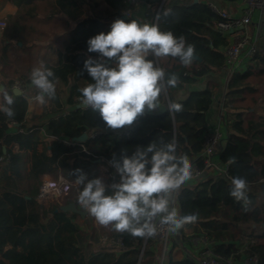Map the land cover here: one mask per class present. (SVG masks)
Wrapping results in <instances>:
<instances>
[{
    "label": "trees",
    "instance_id": "trees-1",
    "mask_svg": "<svg viewBox=\"0 0 264 264\" xmlns=\"http://www.w3.org/2000/svg\"><path fill=\"white\" fill-rule=\"evenodd\" d=\"M201 1L172 7L164 3L161 7L163 0H145L149 11L145 20L139 22L132 15H125L129 9L126 0H12L18 10L9 16L0 37V86L13 93L15 80L5 74V68H9L25 76L20 79L25 91L21 96L14 94L13 117L0 112V264L158 262L162 251L158 240L132 237L94 225L90 215L88 223L82 224L78 214L57 204L44 208L38 194L46 176L56 179L60 175L75 183L65 204L72 203L78 210H84L77 203L82 190L76 183L79 173L90 179L103 177L111 185L119 180L109 165L114 154L117 159L125 151L131 155L136 147L161 138L168 141L175 137L177 154L187 155L192 165L205 169L201 154L209 134L206 113L219 89L217 84L206 82V78L222 74L225 64L222 49L229 42L216 31L220 17L206 4L207 0ZM101 4L106 12L97 14ZM117 19L156 24L161 31L183 36L187 44L194 45L195 55L201 61L194 59L189 67L182 66L177 58L157 61L166 79L176 74L179 84L167 89L161 111L138 117L131 125L128 139L111 140L112 133L102 131L91 138L96 131L80 126L77 136L88 135L84 142L70 146L55 140L40 150V130L44 126L68 129L75 121L104 122L99 113L81 106L78 90L92 82L84 70V62L99 58L87 51V41L101 32L107 34ZM31 59L43 62L57 79L56 99L43 105L41 114L29 118L28 98L35 96L31 95L33 91L36 94L34 87H30ZM254 59L264 65V56L257 54ZM105 64L112 66L107 59ZM246 70L234 74L225 85L224 119L231 132L217 153L220 164L227 167V174L182 186L176 206L181 215H196L197 220L173 233L166 264H199L196 259L181 257L180 248L201 236L212 242L222 264L250 258H255L256 264H264V117L252 111L259 102L264 103V90L251 81L256 78L263 82L264 67L256 70L249 65ZM170 102L180 103L183 110L170 115L167 110ZM11 129L17 132L10 133ZM233 177L248 182L251 203L247 208L230 196ZM104 236L118 240L121 246L108 244L96 248Z\"/></svg>",
    "mask_w": 264,
    "mask_h": 264
},
{
    "label": "clouds",
    "instance_id": "clouds-1",
    "mask_svg": "<svg viewBox=\"0 0 264 264\" xmlns=\"http://www.w3.org/2000/svg\"><path fill=\"white\" fill-rule=\"evenodd\" d=\"M87 51L97 53L98 59L89 58L84 70L92 82L79 89L81 106L99 113L108 129L119 130L131 126L146 113L161 109L162 97L168 88L179 84L176 74L166 79L163 68L157 66L161 58H177L184 67L195 59L194 45L183 36L161 31L156 24L125 22L117 19L111 30L101 32L87 41ZM105 59L112 66L105 64ZM56 76L43 62L30 72V83L36 90L39 105L56 99ZM0 90L3 102L0 112L14 116V93ZM168 113L183 110L180 103L170 102ZM178 142L173 137L161 138L147 146H138L131 155L123 152L119 159L109 161L118 182L107 185L103 177L89 178L79 173L76 183L82 186L77 203L104 228L132 237L150 239L161 229L176 233L185 225L194 223L196 215H181L176 206L177 194L193 178V165L185 154H177ZM111 191V194H106ZM230 196L245 208L248 182L242 177L231 178Z\"/></svg>",
    "mask_w": 264,
    "mask_h": 264
},
{
    "label": "built area",
    "instance_id": "built-area-1",
    "mask_svg": "<svg viewBox=\"0 0 264 264\" xmlns=\"http://www.w3.org/2000/svg\"><path fill=\"white\" fill-rule=\"evenodd\" d=\"M140 0H126L129 9L125 15L132 14L133 7ZM206 4L220 17L216 31L227 37L228 45L222 49L225 64L223 67L225 85L236 73L245 71L246 63L255 58L258 53L257 38L259 32L264 28V0H207ZM233 5H235L233 9ZM223 7V8H222ZM7 27V22L0 20V33ZM22 94L25 91L22 82H15ZM35 96L28 98L29 102H34ZM14 124V123H13ZM132 127H128L123 132L117 134L116 138H129ZM100 132L92 133L89 137H95ZM227 124L222 116L216 126L209 128L208 137L205 140L201 156L204 158L205 169H201L193 164V178L185 183V186L196 185L199 181L206 179L205 171L212 166V157L217 152L219 145L228 136ZM78 142L70 140V146H75ZM227 174V167L223 170ZM75 183L59 176L56 179L45 177L41 183L38 198L41 202H49L53 199L63 201L67 199ZM173 233L166 229H161L159 234L153 237L162 244L163 255L169 250L170 240ZM103 244L121 245L117 240L107 237L102 239ZM205 249L199 257V264H222L220 257L215 254L212 242L204 239ZM226 264H232L227 261ZM243 264H256L255 258L246 259Z\"/></svg>",
    "mask_w": 264,
    "mask_h": 264
},
{
    "label": "crops",
    "instance_id": "crops-1",
    "mask_svg": "<svg viewBox=\"0 0 264 264\" xmlns=\"http://www.w3.org/2000/svg\"><path fill=\"white\" fill-rule=\"evenodd\" d=\"M192 1L200 2L201 0H163L162 3L163 4L168 3V6L172 7L174 5H190L192 3ZM234 7H235V5H233V9H234ZM17 10L18 9L12 3V0H0V20H4V21L7 20L9 18V16L15 15L17 13ZM148 11H149V5L146 4L145 0H140L138 2V4L133 7L131 15L137 21L143 22L145 20V17H146V14ZM105 12H106V8H105L104 4L99 5L96 9L97 14H101V13L104 14ZM263 35H264V28L261 29V31L259 32L258 38H257V43H258V53L257 54H260L261 56H264ZM0 37H1V33H0ZM54 40L55 39L52 38V41H54ZM255 58L257 59V55ZM253 61H255L254 58H253V60L251 59L246 63L245 71H247L246 69H248L249 65H251L253 67V65H252ZM254 64L258 65V62L254 63ZM263 67H264V65H263ZM260 68H262V67H260ZM262 80H263V82L259 83V81H258V83L253 84V85L256 88L264 87V79H262ZM207 81L215 83L219 86L218 92L215 93L213 98H212V103H211L210 109L206 113V121H207L208 127L210 128V127L216 126L218 124L220 118L222 116H224V114L226 113V110L223 108V101H224L223 96L225 93L224 73L222 72V74L220 76H208L206 78V82ZM203 85L204 84L199 83L198 86L203 87ZM30 87H33V86L30 85ZM30 97H33V96H29V98ZM42 107H43V105H39L36 101L29 102L28 117L30 118L34 115L41 114L42 110H43ZM257 107L259 108V106H257ZM257 107L252 109V111L259 114V116L264 117V104H262L260 106L259 110H257L258 109ZM161 110H162V107H161L160 111ZM157 111H159V110H157ZM80 126H84L88 130H92V131H96V132L102 131V132L112 133L110 135L111 140L115 139V137L117 136L118 133L123 132L125 129L128 128V126H126L123 129L111 130V129H108L106 127L105 122L96 123V122H88V121H75L73 123V125L68 129H56V128H48V126H44L40 130L41 139H40L39 149L41 150L43 148L44 144H48V143L55 141V140L64 141L68 145H70L69 144L70 140H73L75 137H77V127H80ZM15 132H17L16 129H11V131H10V133H15ZM227 132L228 133L231 132V126H229L228 123H227ZM28 169H29V167H28ZM225 169H226V166H223L222 164H220V162L218 160V153L216 152L212 157V166L205 171L206 178L212 177L215 175L223 174V170H225ZM68 206H69L68 211L78 214L80 216L81 220L83 221V223L86 222L87 218L89 217V214L86 212V210H78V208L72 203L68 204ZM95 224H96V221H95ZM87 233H90V231H87ZM105 237L106 236L100 238L98 247L108 246V244L102 243V239ZM204 239H206V238L203 236L195 237L191 240V242L189 244L184 245L182 248H180V250L182 251L181 257L199 260L201 253L205 249ZM115 246L120 247L121 245H115ZM167 252L168 251H166V253ZM159 253H160L158 256L159 260L156 264H166V258H165L166 253H165V255H163V251H161V250L159 251ZM232 264H243V262L233 260Z\"/></svg>",
    "mask_w": 264,
    "mask_h": 264
},
{
    "label": "rangeland",
    "instance_id": "rangeland-1",
    "mask_svg": "<svg viewBox=\"0 0 264 264\" xmlns=\"http://www.w3.org/2000/svg\"><path fill=\"white\" fill-rule=\"evenodd\" d=\"M5 21L7 22V25H8L9 20L7 19V20H5ZM47 31H48V30H47ZM263 39H264V35H263ZM0 54H1V52H0ZM33 56H34V55H33ZM40 62H41V61H35V60H32V59H31V64H32L33 68H34V67H38V66L40 65ZM257 62H258V60L255 61V62H252V65H253V67H254L256 70H257L258 68H260V67H263V65L260 64V62H258V65H255V64H254V63H257ZM5 74H6V76H7L8 78H12V79L15 80V81H14V84H15V82H21L20 79H25V76L17 75V74L13 71V69L5 68ZM262 79H264V76L262 77ZM251 81H252V84H256V83H258V79H256V78L251 79ZM260 90L263 91V90H264V87H261ZM34 92H35V91H33V93H32L31 95H36V94H34ZM262 94H263V93H262ZM248 97H250V95H249ZM246 103H247V104L250 103V98H249V100H248ZM262 104H264V103H263V102H262V103L259 102V103L255 106V107L259 106V108L257 107V108H258L257 110L260 109V106H261ZM255 107H254V108H255ZM229 114H230V113H229ZM65 201H66V199L63 200V201L53 199V200H51V201H49V202H41V204H42V206H43L44 208H48L50 204L54 203V204H57L60 208H62V209H64V210L68 211V207H69V206H68V204H65ZM88 220H89V217L87 218V220H86L85 223H88ZM92 222H93L94 225H96V224H95V219H93ZM80 223L83 224V221L81 220V218H80ZM85 223H84V224H85ZM82 228H83V226H82ZM83 229H84V228H83ZM89 229L92 230L91 228H89ZM87 231H88V230H87ZM96 245H97V246H96ZM96 245H95V247H96V248H99V247H98V244H96ZM100 248H101V247H100Z\"/></svg>",
    "mask_w": 264,
    "mask_h": 264
},
{
    "label": "water",
    "instance_id": "water-1",
    "mask_svg": "<svg viewBox=\"0 0 264 264\" xmlns=\"http://www.w3.org/2000/svg\"><path fill=\"white\" fill-rule=\"evenodd\" d=\"M162 5H163V3H162ZM162 5H161V6H162ZM195 59L201 61V59H200L199 57H197L196 55H195ZM3 89H4V86L1 85V86H0V90H3ZM14 94H15V95H18V96H21V95H22V92L19 90V91L15 92ZM87 139H88V135H87V134H83V135H81V136H77V137H75V138L73 139V141H76V142H78V143H81V142H84V141L87 140ZM263 188H264V185H263ZM146 240H148V239H146ZM145 244H146V243H145ZM141 257H142V255H141ZM141 257H140V259H141Z\"/></svg>",
    "mask_w": 264,
    "mask_h": 264
}]
</instances>
